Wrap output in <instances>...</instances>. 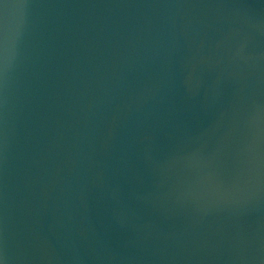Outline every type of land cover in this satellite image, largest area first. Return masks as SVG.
<instances>
[{
    "label": "water",
    "instance_id": "water-1",
    "mask_svg": "<svg viewBox=\"0 0 264 264\" xmlns=\"http://www.w3.org/2000/svg\"><path fill=\"white\" fill-rule=\"evenodd\" d=\"M0 264H264V0H0Z\"/></svg>",
    "mask_w": 264,
    "mask_h": 264
}]
</instances>
